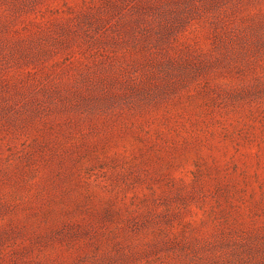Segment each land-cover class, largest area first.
I'll return each instance as SVG.
<instances>
[{"label": "rangeland", "instance_id": "1", "mask_svg": "<svg viewBox=\"0 0 264 264\" xmlns=\"http://www.w3.org/2000/svg\"><path fill=\"white\" fill-rule=\"evenodd\" d=\"M0 264H264V0H0Z\"/></svg>", "mask_w": 264, "mask_h": 264}]
</instances>
